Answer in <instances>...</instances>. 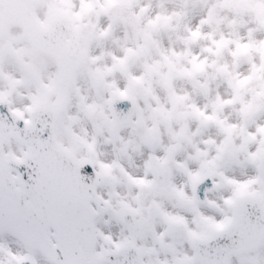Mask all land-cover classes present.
<instances>
[{"label": "snow or ice", "instance_id": "6c2138e0", "mask_svg": "<svg viewBox=\"0 0 264 264\" xmlns=\"http://www.w3.org/2000/svg\"><path fill=\"white\" fill-rule=\"evenodd\" d=\"M0 264H264V0H0Z\"/></svg>", "mask_w": 264, "mask_h": 264}]
</instances>
